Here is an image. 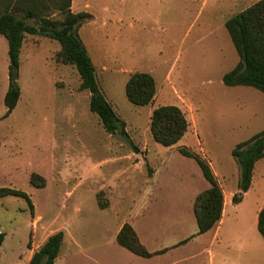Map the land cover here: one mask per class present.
Segmentation results:
<instances>
[{
    "label": "rangeland",
    "instance_id": "obj_1",
    "mask_svg": "<svg viewBox=\"0 0 264 264\" xmlns=\"http://www.w3.org/2000/svg\"><path fill=\"white\" fill-rule=\"evenodd\" d=\"M255 1L224 0L219 10L216 0H74L92 14L78 33L127 135L103 128L76 68L57 57L58 41L40 34L25 36L20 97L2 118L9 59L0 34V187L22 190L32 202L0 198V264H26L59 230L64 238L54 264H264L257 228L264 158L255 163L243 201L226 205L214 239V229L198 233L193 211L196 195L210 184L197 161L180 151L203 157L225 192H238L232 150L264 128V94L223 83L239 59L224 22ZM49 16L64 17L57 10ZM137 71L155 79L147 105L133 104L125 93ZM167 104L180 107L189 123L171 146L150 131L153 109ZM32 173L44 178L42 187L31 184ZM125 222L150 256L117 242ZM160 248L165 253L154 252Z\"/></svg>",
    "mask_w": 264,
    "mask_h": 264
},
{
    "label": "trees",
    "instance_id": "obj_2",
    "mask_svg": "<svg viewBox=\"0 0 264 264\" xmlns=\"http://www.w3.org/2000/svg\"><path fill=\"white\" fill-rule=\"evenodd\" d=\"M51 10L62 13L63 19L50 18ZM91 18L92 14L87 11L72 12L71 0H0V34L7 41L9 59V85L4 95L6 110L2 118L12 112L20 97L19 55L25 36L40 34L58 41L60 49L57 57L76 68L81 79L79 88L90 92L89 109L99 116L103 128L109 133L120 132L127 135L125 122L116 114L99 87L95 66L78 33L80 26ZM224 26L239 59L233 68L223 74V83L227 86L253 87L264 94V0H257L230 16L225 20ZM125 93L133 104H149L156 94L154 77L147 72L131 73L125 84ZM188 126L184 112L176 105H160L153 109L150 116L152 137L164 146L177 143L184 136ZM180 151L197 161L210 184L196 195L193 206L198 233L202 234L213 228L221 219L223 191L210 164L203 157L186 148H181ZM232 156L240 166L238 192L233 194L232 202L239 203L251 185L255 163L264 158V128L237 143L232 150ZM30 182L42 187L44 178L32 173ZM7 195L24 197L32 207L31 199L22 190L0 187V198ZM257 228L264 239V204L258 212ZM63 238L62 230L49 235L32 253L28 264H54ZM116 239L120 245L137 255H151L128 222L122 224ZM3 240L4 233L0 232V247Z\"/></svg>",
    "mask_w": 264,
    "mask_h": 264
},
{
    "label": "crops",
    "instance_id": "obj_3",
    "mask_svg": "<svg viewBox=\"0 0 264 264\" xmlns=\"http://www.w3.org/2000/svg\"><path fill=\"white\" fill-rule=\"evenodd\" d=\"M216 2H217V4H218V9L220 10L221 8H222V4H223V2H224V0H216ZM254 3V2H253ZM251 5V4H250ZM249 6V5H248ZM247 6V7H248ZM245 9V8H244ZM71 11L72 12H74V13H76V12H79L80 10H79V8H78V6L77 5H74V0H71ZM25 40V39H24ZM24 42V41H23ZM235 66V65H234ZM233 66V67H234ZM232 67V68H233ZM215 174V173H214ZM215 177H216V175H215ZM218 181V180H217ZM218 183H219V181H218ZM219 185L221 186V188H222V191H223V210H222V215H221V219L219 220V222L213 227V228H211L210 230H213L214 229V239H217V237H218V233H219V229H220V224L222 223V221H223V217H224V215H225V212H226V205L229 203V201H231L232 202V196H233V194L234 193H236L235 191H231V192H229L228 194L225 192V190H224V187L221 185V183H219ZM247 192V191H246ZM246 192L243 194V198H244V195L246 194ZM243 198H242V200L239 202V203H241L242 201H243ZM239 203H233L232 202V204L234 205V206H236L237 204H239ZM122 226V225H121ZM121 228V227H120ZM119 228V229H120ZM210 230H208L207 232H209ZM207 232H204V233H207ZM137 233V232H136ZM204 233H202V234H204ZM139 237V236H138ZM166 248H160V249H158V250H156V251H154V252H163L164 250H165ZM151 252V251H150ZM163 253H165V252H163ZM31 257V256H30ZM30 257H29V259H30ZM28 262H29V260H28ZM28 262L26 263V264H28Z\"/></svg>",
    "mask_w": 264,
    "mask_h": 264
}]
</instances>
